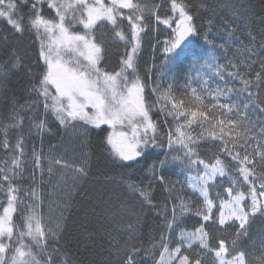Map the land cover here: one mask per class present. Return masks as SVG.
I'll list each match as a JSON object with an SVG mask.
<instances>
[{
  "label": "snow or ice",
  "instance_id": "6c2138e0",
  "mask_svg": "<svg viewBox=\"0 0 264 264\" xmlns=\"http://www.w3.org/2000/svg\"><path fill=\"white\" fill-rule=\"evenodd\" d=\"M44 4L50 12H54L52 18L44 15ZM170 7L172 14L162 18L159 6L148 0H32L31 5L28 0H0V21H6L15 32L23 33L25 15L20 14V10L27 9L26 26L35 33L39 42L38 59L42 71L30 91L37 96L33 103L43 105V118L39 121L33 119L32 124L41 135L49 130L47 117L50 114L63 128L75 124L96 129L108 126L111 131L105 142L114 157L121 161H137L146 150L156 148L165 151V159L160 161L162 169L168 153H177L172 160L184 165L181 170L186 173L183 181L169 186L163 175H157V165L153 164L148 170L150 179L147 186L143 181H129L127 184L129 191L151 208L157 207L150 190L153 183L162 185L168 194L170 218L166 203L158 215L165 217L163 226L167 233L162 232L159 242L152 245L153 249H159L154 264H203L202 255L194 257L191 254L195 245L199 246L198 252L203 255L213 254L214 264H247L243 251L235 255L232 251L236 240L247 235L250 219L264 214V175L255 171V157L259 156L264 161V151L253 150L255 154L250 159L249 141L256 140V136H249L248 133L255 128V123L249 121L247 112L241 111L235 102L221 103V99L231 100L234 89L211 87V84L214 78H218L227 85L225 72L228 69L233 70L227 71V77L241 80L243 87L240 92L252 87L253 81L244 79L239 72L240 64L232 60L220 64L219 58L212 56L200 66L204 69L203 74L197 69L196 78H190L183 85L180 97L175 95V77H171L168 86L162 89V78L167 76L168 71L186 59L199 60L203 55L197 52L199 30L188 6L178 0H170ZM146 18H154L157 24L171 29L169 37L164 40L165 59L147 69L148 81H151L153 72L157 76L154 85L145 82L136 61L146 29ZM102 24L110 25L114 37L126 45L120 67L115 71L101 67L103 48L97 42L95 32ZM77 28L80 30L77 31ZM205 43L208 41L205 40ZM225 44L219 47L225 48ZM244 51L252 54V49L244 48ZM12 55L15 56V53ZM18 64V57L14 61L0 62V82L6 81ZM192 67L195 68V65ZM262 79L264 68L255 77L256 81ZM197 82L198 87H192ZM149 88L155 97L154 103L147 98ZM247 94L249 97L253 95L250 91ZM248 107V104L243 106L245 110ZM260 111L264 113V108ZM154 112L164 117V124L168 127L166 148L160 122L152 118ZM260 123L258 134L264 137V120ZM22 124L23 117H20L10 126ZM196 127L201 131L194 135ZM6 137L5 132V151L11 148ZM207 139L219 142L218 153L211 162L201 159L197 151L200 141ZM241 140L243 143H240ZM257 146L264 149V142L257 141ZM15 151L18 155L11 159L10 165L7 160L0 165V264H74L70 255L57 247L63 231L62 218L46 220L40 211L43 194L39 189L35 186L22 189L14 183L20 175L23 138L17 141ZM221 154L234 163L233 175H229ZM34 159L43 174V157L34 154ZM48 163L49 176L57 167L64 169L65 174L71 172L74 180L87 175L83 166L60 157ZM225 177L228 178L227 187H223ZM218 179L220 184H217ZM176 183H182L201 201L195 215L202 223L193 230L180 228L184 218L192 212V201L191 197L182 195L184 187L177 192ZM219 187H223V192L216 191L213 196V189ZM209 223L221 227L238 224L231 249L223 239L218 240L216 247L211 246L210 233L206 231ZM129 228L131 230V225ZM50 242H54L51 249ZM173 243L175 247H172ZM135 251L129 254L125 264H137ZM261 260L264 261V257Z\"/></svg>",
  "mask_w": 264,
  "mask_h": 264
},
{
  "label": "trees",
  "instance_id": "16d2710c",
  "mask_svg": "<svg viewBox=\"0 0 264 264\" xmlns=\"http://www.w3.org/2000/svg\"><path fill=\"white\" fill-rule=\"evenodd\" d=\"M148 2L159 6L162 18L172 14L170 0ZM178 2L185 3L194 17V23L199 30L196 37L197 52L203 55L199 60L186 59L168 71L167 76L162 78L161 88H166L170 78L175 77V95L180 97L183 85L190 78H196L197 69L202 75L204 69L200 66L212 56L218 57L220 64H226L229 60L240 64L239 72L244 79L253 81L252 87L247 91L240 92L243 84L238 77H227V71L233 69L225 72L227 85L214 78L211 87L234 89L231 100L221 99V103L235 102L241 111L247 112L249 121L255 123V128L248 133L249 136H256V140H250L248 145L251 159L255 152L264 151L257 146V141L264 142V137L258 134L260 121L264 120V113L260 111L264 108V79L255 80L256 74L264 68V0H178ZM31 3L32 0H28V4ZM42 7L46 17L54 16V12L47 9V4ZM26 13L27 9L20 10V14L25 15L23 33L15 32L6 21H0V62L19 58L18 67L6 81L0 82V165L5 160L11 164V159L18 155L15 145L23 138L20 175L14 183L22 189L33 186L39 189L43 194L40 211L46 220L55 221L62 218L63 231L57 247L62 252H67L74 264H125L127 257L134 250L137 264H154V259L159 256V249H153L152 245L159 242L162 232L167 233L163 226L165 217L158 213L168 203V194L162 185L153 183L150 190L153 203L157 207L151 208L133 195L127 184L129 181L137 183L143 181L147 186L150 179L149 167L156 164L157 175H163L171 186L173 182L184 180L186 173L181 171L184 165L172 160L177 154L173 151L168 153L167 162L161 169L160 161L165 159V151L156 148H149L143 157L134 162L117 159L105 142L110 131L106 125L100 129L80 124L63 128L49 114L47 117L49 130L41 135L32 124L33 119L39 121L43 118V105L37 106L33 103L37 96L30 91L42 71L38 59L39 42L35 33L29 31L26 26ZM145 24V33L142 35L141 47L136 57L137 69L146 83L154 85L157 76L153 72L151 81H148L147 69L153 63L159 65L165 59L164 40L169 37L171 29H167L163 24H157L154 18H146ZM76 30L79 31L80 28ZM95 37L103 48L101 67L108 71L117 70L121 58L125 55V43L114 37L111 26L107 24L96 28ZM205 40L208 43H205ZM221 44H225V48H220ZM244 48L252 49V54L249 55ZM12 53H15V56ZM192 87H198V82L193 83ZM248 91L253 93L251 97L248 96ZM146 95L149 102H155L150 88ZM245 104L249 105L247 110L243 108ZM20 117H23V124L11 127L10 125ZM152 118L160 122V131L166 148L168 127L164 124V117L159 112H154ZM168 123H172L171 119ZM200 131L201 129L196 127L193 134ZM5 132L11 145L7 151L3 148ZM218 145V141L213 142L210 139L200 141L197 145L200 158L208 162L213 161L218 153ZM34 154L43 157L41 161L43 174L40 168L36 167ZM243 155L244 152L241 150V156ZM58 157L74 165L83 166L87 175L74 180L71 172L65 174L64 169L57 167L53 169V175L49 176L48 161ZM220 158L227 165L229 175H233L234 163L223 154ZM255 165L256 173L264 175V161H261L259 156L255 157ZM220 183L218 179L217 184ZM227 186L228 178L225 177L223 187ZM182 187H184L182 195L191 197L192 212L184 218L180 228L193 230L202 223L200 217L195 215L201 201L182 183L175 184L177 192ZM223 187L213 189L212 195L215 196L216 191L223 192ZM173 195L175 196L176 192ZM168 208L170 218V203ZM237 227L238 224L221 227L209 223L206 231L210 233L211 246L216 247L218 240L223 239L231 249L233 247L231 242L236 239ZM172 238L174 241L175 233ZM52 243L54 242H50V249ZM172 247H175V243ZM198 248L199 246L195 245L191 254L194 257L202 255L203 264H214L213 254L203 255L198 252ZM241 251L246 255L247 264H264L261 260V257H264V214L251 218L247 235H242L236 240L232 255Z\"/></svg>",
  "mask_w": 264,
  "mask_h": 264
},
{
  "label": "rangeland",
  "instance_id": "374dc122",
  "mask_svg": "<svg viewBox=\"0 0 264 264\" xmlns=\"http://www.w3.org/2000/svg\"><path fill=\"white\" fill-rule=\"evenodd\" d=\"M110 131H111V129H110ZM246 190V189H245Z\"/></svg>",
  "mask_w": 264,
  "mask_h": 264
}]
</instances>
